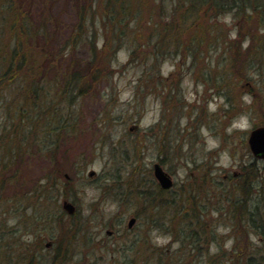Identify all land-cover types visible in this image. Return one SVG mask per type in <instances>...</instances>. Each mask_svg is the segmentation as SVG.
<instances>
[{
	"label": "rangeland",
	"instance_id": "1",
	"mask_svg": "<svg viewBox=\"0 0 264 264\" xmlns=\"http://www.w3.org/2000/svg\"><path fill=\"white\" fill-rule=\"evenodd\" d=\"M172 2L168 0V8ZM155 3L158 2L142 0L146 18L139 25L145 37L148 23L158 21ZM232 7L214 16L217 24L202 42L195 36L198 25L187 26L183 33L187 38L185 48L174 54L168 52L160 64L165 88L151 85L153 72L149 71L156 68L142 62L143 47L136 59H131L134 44L140 46L138 41L133 42L138 30L134 25L131 36L114 42L108 67L91 83L87 93H75L61 103L57 88L50 91L55 104L52 108L62 115L55 119L62 127L57 143L60 163L51 165V148L32 139L24 161L6 170L0 149L3 254L4 244L11 241L10 234L15 235L18 245L24 239H41L42 261L52 257L64 236L70 258L63 264H200L208 260V250L210 254L222 250L232 256L233 250L236 254L241 247L245 249L251 239L255 243V233L248 236L228 215L219 221L221 215L215 210L209 211L211 223L207 231L215 234L202 243L205 255L192 251L189 240L185 246L190 253L185 257L188 250L183 249L182 242L186 239L180 236L188 226L178 212L195 199L186 201L187 188L210 189V196L203 192L205 196L196 198L214 209L219 201L212 195H220L221 187L227 189V196L230 191L241 196L243 191L237 186L240 174L250 164L254 170H247L251 179L249 198L264 204V160L253 155L248 143L251 130L264 125V43L260 46L258 39L264 38V10L261 16L251 11L249 18H240ZM64 9L62 22L74 23L77 12L68 6ZM109 26H104L100 18L94 26L100 28L95 33L99 47L105 44ZM52 34L55 50H61L68 31ZM9 40L7 31L1 37L0 48L8 46ZM88 53L81 48L79 59ZM247 61L255 64L248 79L244 67ZM231 65L243 67L239 75ZM37 71L42 73L43 68ZM54 76L55 69H51L44 78L52 80ZM20 87L18 77L4 79L0 85V132L10 129V116L20 119L30 108L24 101H13ZM13 104L19 105L17 110ZM44 123L41 121V129ZM46 127L53 128L48 123ZM52 133L54 138L58 135ZM155 163L169 174L171 187L161 186L154 175ZM57 165L61 166V174L56 172ZM65 202L73 205V211L65 208ZM197 202L201 203L194 201L196 205ZM74 224L77 226L72 228ZM48 242H52L51 248ZM250 254H256L252 247Z\"/></svg>",
	"mask_w": 264,
	"mask_h": 264
},
{
	"label": "trees",
	"instance_id": "2",
	"mask_svg": "<svg viewBox=\"0 0 264 264\" xmlns=\"http://www.w3.org/2000/svg\"><path fill=\"white\" fill-rule=\"evenodd\" d=\"M156 1L158 3H155L154 10L158 21L156 19L152 24L151 22L148 23L146 31L149 30V32L148 36L145 37V30H140L139 25V22L146 18L142 12V0H0V24L3 28L0 32V40L1 37L6 36L7 31H9L10 38L9 45L0 48V85L4 79L13 80L18 77L21 87L17 89L19 92L13 101H24L25 105L30 107L27 112L21 115L20 119L19 117L15 119L16 115L10 116L7 127H10L11 130L4 128L3 132H0V149L6 159L2 166L6 170L15 167L16 163L21 164L24 161L29 145L28 141L32 139L41 145L44 144L43 147L51 148V165L54 162L60 163L57 157V143L62 137L60 135L62 127L58 125V121L55 119L62 115L55 110V107L52 108L55 104L52 103L50 91L55 87L57 88L56 95L61 103L69 101L76 94L85 93L92 86L91 83L104 74L108 67L114 52V42H121L122 39L129 36V32L131 33V29L135 27L134 25L138 26V30L134 34L133 42L138 41L140 46L134 44L135 52L131 53V59H136V55L141 50L140 47H143L144 50L141 51L140 55L142 62L151 63V68H156L154 71H149L153 72L151 85H155L156 88H161V86L165 88L167 83L165 76L161 73L160 64L168 52L174 54L177 50L180 51L181 48H185L183 46L186 44L187 38L183 36V33L187 31L188 25H196V27L198 25L197 30L199 31L195 33V36L197 41L202 42L210 34L213 26L217 24L216 20L214 22L213 19H216L215 17L220 15L219 12H223L226 8L233 6L235 16L240 18H249L251 11L261 16L264 10V0H173L172 7L169 8L167 7L168 0ZM67 6L77 12L74 23L62 22L63 9ZM203 10L207 12L204 11L202 18ZM99 18L103 21L104 26L110 25L109 29L106 30L109 34L106 36L105 44L100 47L95 43V33L100 28L94 29ZM64 29L68 31V36L63 42L61 50L57 48V52L55 50L56 44L52 43L54 41L52 33L58 35ZM258 39H260L259 44L261 46L264 43V38L263 40L261 37ZM81 48L88 50L89 56L79 59L78 52L81 51ZM148 48L149 50L145 51ZM194 55L198 56L197 52H194ZM262 56L264 59V54ZM40 67L43 68L42 73L37 71ZM231 67L238 75L243 69L241 66L231 65ZM244 67H246V79H248L252 76L248 72L255 67V64L253 61H247V65ZM51 69H55L54 78L52 80L44 78L45 73ZM47 84L49 88H47ZM13 105L17 110L19 105ZM52 112H55L53 117L50 115ZM52 119L53 123L50 122ZM41 121L45 122L44 127L48 123L53 128L47 130V127H42L41 129ZM52 132L58 135L54 138ZM39 139H43V141H39ZM52 142L53 144H51ZM251 165L249 168L243 169L239 179L241 185L239 182L237 185L244 194L239 193L241 196H236L235 191L233 193L230 191V193L228 192L229 196H227V189L221 187L220 195H212L217 196L219 201L218 206H215L214 209L210 210L205 201L196 198L197 195L205 196L202 194L203 192H207V195L210 196V189L200 191L196 190L195 187L187 188L186 201L194 197V201L201 203L197 202V205L194 201L191 204L186 203L185 205L188 206L183 205V208L178 212V215H183L182 219L185 220L186 227L188 226L186 232L183 229L180 231V236L186 239L182 242L183 249L188 250L184 254L185 257L190 253L189 247L185 246L189 240L192 241V251H202L205 255L202 243L208 242L207 239L210 237L213 239L215 234L207 231L211 223L209 211L215 210L221 215L219 221L222 222V219L228 215L232 218L233 223L237 222V226L240 225L239 230L244 229L248 236L255 233L258 239L255 240L256 244L251 239L253 244L249 242L245 249L241 247L236 254L233 250L232 256L226 255L222 250L215 254H210L208 250L206 251L208 260L200 264H264V207L262 208L264 204L260 203L259 200L255 201L249 198L248 183L251 179L248 177L247 170H254ZM55 168L56 172L61 174V166L57 165ZM237 186L234 188L236 191L238 190ZM160 189H162L161 192L164 191L162 187ZM208 201H211L210 198ZM74 226L77 225H72V228H75ZM235 226L233 225V229H237ZM61 237L62 239L57 243V248L52 257L42 261L39 255L41 248H43L41 239L36 242L24 239L18 245L19 243L14 240L16 239L15 235L10 234L8 239L11 241L4 244L6 249L4 254L0 249V264H43L44 262V264H63L70 258V250L65 243V237ZM1 240L0 238V248L2 246ZM251 247L252 250L256 251V254H250ZM179 261L181 262V257ZM150 263L152 264L153 261Z\"/></svg>",
	"mask_w": 264,
	"mask_h": 264
},
{
	"label": "water",
	"instance_id": "3",
	"mask_svg": "<svg viewBox=\"0 0 264 264\" xmlns=\"http://www.w3.org/2000/svg\"><path fill=\"white\" fill-rule=\"evenodd\" d=\"M248 143L253 155L264 160V125L257 126L251 130ZM154 175L163 188H169L173 184L171 177L166 173L160 163H155ZM64 206L69 211H73L72 204L65 202ZM133 220L134 219H132V222ZM132 222H130V226L133 224Z\"/></svg>",
	"mask_w": 264,
	"mask_h": 264
},
{
	"label": "flooded vegetation",
	"instance_id": "4",
	"mask_svg": "<svg viewBox=\"0 0 264 264\" xmlns=\"http://www.w3.org/2000/svg\"><path fill=\"white\" fill-rule=\"evenodd\" d=\"M47 245H48V247H50V248H51V247H52V242H48V244H47Z\"/></svg>",
	"mask_w": 264,
	"mask_h": 264
}]
</instances>
